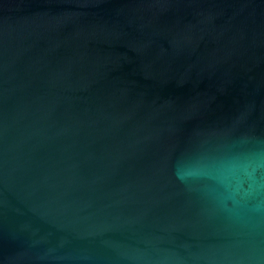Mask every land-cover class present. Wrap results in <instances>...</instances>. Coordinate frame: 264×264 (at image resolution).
Here are the masks:
<instances>
[{"label":"water","instance_id":"95a60500","mask_svg":"<svg viewBox=\"0 0 264 264\" xmlns=\"http://www.w3.org/2000/svg\"><path fill=\"white\" fill-rule=\"evenodd\" d=\"M0 264H264V0H0Z\"/></svg>","mask_w":264,"mask_h":264}]
</instances>
